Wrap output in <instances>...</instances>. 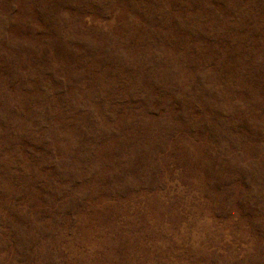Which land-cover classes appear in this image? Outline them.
I'll return each instance as SVG.
<instances>
[{"label":"rangeland","instance_id":"obj_1","mask_svg":"<svg viewBox=\"0 0 264 264\" xmlns=\"http://www.w3.org/2000/svg\"><path fill=\"white\" fill-rule=\"evenodd\" d=\"M0 264H264V0H0Z\"/></svg>","mask_w":264,"mask_h":264}]
</instances>
